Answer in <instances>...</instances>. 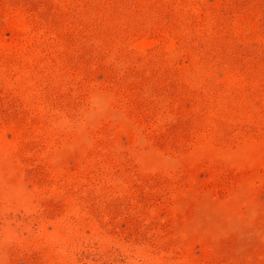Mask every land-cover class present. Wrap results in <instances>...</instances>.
<instances>
[{
    "label": "rangeland",
    "instance_id": "rangeland-1",
    "mask_svg": "<svg viewBox=\"0 0 264 264\" xmlns=\"http://www.w3.org/2000/svg\"><path fill=\"white\" fill-rule=\"evenodd\" d=\"M0 264H264V0H0Z\"/></svg>",
    "mask_w": 264,
    "mask_h": 264
}]
</instances>
